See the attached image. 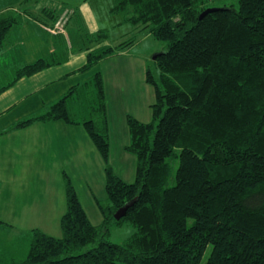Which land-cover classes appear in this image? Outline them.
Listing matches in <instances>:
<instances>
[{"label":"trees","instance_id":"16d2710c","mask_svg":"<svg viewBox=\"0 0 264 264\" xmlns=\"http://www.w3.org/2000/svg\"><path fill=\"white\" fill-rule=\"evenodd\" d=\"M207 3L114 0L111 11L123 15L131 37L99 46L109 40L107 32L84 30L81 42L68 49V55L87 53L77 73L89 75L94 117H72L68 104L81 87L76 85L44 114L10 128L48 122L81 126L102 160L106 194V204L95 198L103 219L96 227L63 173L61 237L32 230L28 253L17 264H264V0H239L238 9L217 8L200 19ZM64 11L65 33L74 11L55 15L43 9L33 19L49 17V30ZM15 23L14 17H0V49ZM142 35L164 49L145 70L154 93L150 120L126 116L129 142L123 149L136 160L134 181L126 183L110 164L106 91L98 67ZM63 61L54 55L23 66L0 94ZM171 160L178 162L174 173ZM126 205L125 216L116 221L114 214ZM122 223L134 233L122 244L108 241V228Z\"/></svg>","mask_w":264,"mask_h":264},{"label":"crops","instance_id":"0c3cea01","mask_svg":"<svg viewBox=\"0 0 264 264\" xmlns=\"http://www.w3.org/2000/svg\"><path fill=\"white\" fill-rule=\"evenodd\" d=\"M6 2L7 0H0V3ZM100 3V0H12L11 5H3L2 9H0V17L10 16L16 19L15 25L9 31L6 37L7 40H5L2 49H0L3 51L0 52V60L3 57H9V55L13 61L19 60L15 62V64H19L15 68V76L20 68L41 58L58 55L59 60H64L60 65L49 67L30 77L20 78L13 86L0 94V134L6 132L0 135V202L3 203L0 206V210L1 208L2 211L5 210L6 205L9 204L8 211L12 215H15V217L11 218L2 215L7 220H15L19 216L17 214L18 210L15 211L14 206L15 189L18 183V178L15 177V136L22 138L21 142L23 143V148L26 147L24 149L26 152L31 150L43 152L46 144L49 141L51 142L50 136H48L51 133H48L46 130L52 132L56 128L61 132L57 134L59 139L66 141L65 144L60 145L63 150L64 162H61L59 166H69L74 168V171L83 173L85 167L91 164L89 162L92 160L93 155L95 163H100L103 168V163L100 162L98 155L95 156L94 152H91V157L87 158L88 161L84 158L85 154H82L84 145L82 147V144L85 131L79 125H67L62 122L34 123L24 129L10 130L15 123L24 121L23 118L25 116L34 114L33 117H36L44 114L71 87L80 85L81 81H85L83 75L78 74L77 71L85 65L87 53L76 51L68 55V49L72 45L81 42V36L85 31L87 34H95L99 31L107 32V30H110L108 21L97 17L96 11H98L99 6L96 8L95 4ZM113 5L114 1L110 0L107 7L108 11H111ZM43 9L54 11L55 15H59L62 10L68 9L71 12L74 11L75 15L70 20L65 33L55 35L47 31V28H50L46 26L50 25L49 17L42 22L33 19ZM114 25L117 28L126 25L127 29L116 33L112 38L113 40L123 36L127 32H131L130 25L124 23L123 19H115ZM106 45H110L109 40ZM96 48L98 47L94 49ZM127 51H123L117 55L122 58H120V63L116 67H113L116 68V70L113 69L114 71H118L114 75H121L123 71L128 70L127 72L131 74L133 79H138L136 85L140 86L144 95L153 93V89L145 82L147 61L142 55L135 56ZM1 67L0 63V69ZM101 73L104 75L102 70ZM152 95L154 99V93ZM74 101L71 99L69 104L77 103ZM153 102L149 101V103L143 104L144 111L142 114L136 112L134 104L128 102L126 104H108L107 102L110 135H114L115 133L111 116L114 117L119 106L121 107V118H124L125 124L127 115H131L140 122L146 123L151 118L150 105ZM138 108L140 109L141 105ZM51 137L54 136L52 135ZM21 150L23 151V149ZM25 151L23 152L25 153ZM125 162L126 159L121 163L125 164ZM39 167L43 168V166ZM42 172L41 174H44L47 178L46 182H50L51 184V172L48 169H43ZM64 172V170L60 171L61 177ZM42 180L43 178H41ZM47 187L43 185L44 190ZM88 189L91 195H93L91 188L88 187ZM46 193H42L41 199L36 198L34 200V196L33 200L29 203L30 207L46 200L50 204V199L46 196Z\"/></svg>","mask_w":264,"mask_h":264},{"label":"rangeland","instance_id":"374dc122","mask_svg":"<svg viewBox=\"0 0 264 264\" xmlns=\"http://www.w3.org/2000/svg\"><path fill=\"white\" fill-rule=\"evenodd\" d=\"M100 2V4H95L96 8L99 6L96 13L99 19L101 18L102 20L108 21L110 30H107V34L110 46L113 47L115 44L130 38L132 34L129 35L130 32H127L115 40L112 39L116 33H120L124 29H127V27L126 25L121 28L115 27V19H123V15L108 11L107 7L109 6L110 0H100ZM11 4L12 0H7L6 3H0V9H2L3 5ZM207 7L214 9L224 7L238 9L239 0H208ZM47 31L51 34H57L50 32L48 29ZM106 44L107 42H104L99 46H107ZM162 49H164L163 43L155 41L150 36L142 35L139 38V42L128 49L129 51L127 52L135 56L142 55L147 61V65H150L152 57L160 53ZM0 52L3 51L0 50ZM120 58L122 57L117 55L108 57L102 61L98 67L104 73L106 100L108 104H126V102L134 104L136 112L142 114L144 111L143 104L154 101L153 93L144 95L140 86L136 85L138 79H133L131 74L127 72L128 70L125 72L123 71L121 75H114L118 73V71H114L113 69L116 70V68L113 67H116V65L120 63ZM18 61L19 60L13 61L10 55L9 57L6 56L1 58L0 88L14 80L15 68L19 65L15 64V62ZM95 71H97V68L94 72ZM153 74L156 76L157 72L154 70ZM88 76L87 74L83 75L86 83L80 82L81 87H79L78 92L75 93L72 99L77 103L68 104V109L72 117L77 121L93 118V115L90 114V105H93L95 95L93 86L87 83ZM139 105H141L140 109L138 108ZM33 115L34 114L25 116L23 119L26 120L33 117ZM111 119L115 133L114 135H110V164L118 177L126 183H132L134 181L136 160L134 156L123 151L124 145H127L129 142V137L124 122L125 120L121 118L120 106L115 112L114 117L111 116ZM46 131L51 133L48 134V136H50L52 143L50 141L47 144L45 143L46 146L43 148V152H37L36 150L26 152L24 150L26 147L23 148V143L21 142L22 138L15 136V177L18 178V183L15 189L14 206L15 211L18 210L17 214L19 216L17 215L18 217H16L15 220H7L2 216L5 215L10 218L15 217V215H12V213L8 211L9 204L6 205L5 210L2 211V208L0 210V264H17L25 259L31 242V231L34 229L54 238L61 237L59 221L61 216L65 213V195L60 174L61 170H64L66 172L64 173L71 179L92 225L100 227L102 224L103 219L95 203L96 198L99 203L106 204L104 172L101 164L95 163V158L92 155V160L89 162L91 164L85 167L83 173L74 171V168L69 166H59L61 162H64L63 150L60 145L65 144L66 141L59 139L57 134L61 133L60 130L55 128L52 132H50V130ZM52 135L55 138L51 137ZM83 138L82 147L84 145V149L82 154H85L84 158L88 161L87 158L91 157V152H94L95 156H97L98 153L86 133H84ZM21 149H23L25 153ZM125 159V164L121 163ZM99 160L102 162L100 157ZM171 165L174 173L178 167V162L176 160H171ZM39 166H43V168ZM43 169H48L51 172V184L50 182H46L47 178L44 174H41ZM41 178H43L42 181ZM43 185L48 187L44 190ZM169 185H173V181H171ZM88 187L91 188L93 195L89 192ZM42 193H46L51 203L49 204L48 200H46L30 207L29 203L33 200L34 196V200L36 198L41 199ZM1 205H3V203L0 202V206ZM108 231L107 240L116 244H122L123 241L134 233L133 227L128 223L111 225ZM209 251L210 248L204 254L203 262L208 258Z\"/></svg>","mask_w":264,"mask_h":264},{"label":"built area","instance_id":"2783aa9c","mask_svg":"<svg viewBox=\"0 0 264 264\" xmlns=\"http://www.w3.org/2000/svg\"><path fill=\"white\" fill-rule=\"evenodd\" d=\"M67 11H64L61 16L59 17V19L57 20V22L55 23L54 27L52 29H49L50 32L52 33H58V32H62L64 30V26L66 24L67 21Z\"/></svg>","mask_w":264,"mask_h":264},{"label":"water","instance_id":"95a60500","mask_svg":"<svg viewBox=\"0 0 264 264\" xmlns=\"http://www.w3.org/2000/svg\"><path fill=\"white\" fill-rule=\"evenodd\" d=\"M213 11H215L214 8H208V9H206V10L200 15V19H201L203 16H205L206 14L211 13V12H213ZM152 59H153V60L155 59V55L152 57ZM128 207H129V206L126 205V206H124L123 208H120V209L114 214V219H115L116 221H118V220H120L122 217H124L125 214H126V210H127Z\"/></svg>","mask_w":264,"mask_h":264},{"label":"bare ground","instance_id":"6f19581e","mask_svg":"<svg viewBox=\"0 0 264 264\" xmlns=\"http://www.w3.org/2000/svg\"><path fill=\"white\" fill-rule=\"evenodd\" d=\"M97 114V113H96ZM94 117V116H93ZM93 120V119H92Z\"/></svg>","mask_w":264,"mask_h":264}]
</instances>
